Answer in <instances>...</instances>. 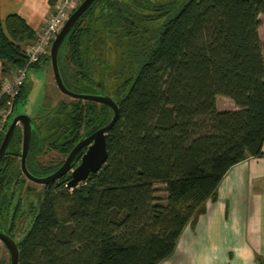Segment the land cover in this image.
<instances>
[{
	"label": "trees",
	"instance_id": "16d2710c",
	"mask_svg": "<svg viewBox=\"0 0 264 264\" xmlns=\"http://www.w3.org/2000/svg\"><path fill=\"white\" fill-rule=\"evenodd\" d=\"M260 14L264 0L90 4L62 41L59 72L73 92L109 95L119 116L106 134L105 163L73 188L70 174L40 191L24 187L15 128L0 161V230L11 237L21 230L24 191L30 225L17 243L18 264H159L172 255L185 226L217 198L226 172L264 156ZM36 36L20 15L0 18L2 79L26 65L25 48ZM42 63L51 68L49 50L30 67ZM2 79L0 118L8 101ZM217 96L235 108L219 110ZM26 97L24 81L10 115ZM41 110L37 121L31 117L26 157L34 175L63 161L41 163L46 150L65 157L87 129L113 115L109 106L81 99ZM159 184L163 196L156 195ZM0 264H9L1 252Z\"/></svg>",
	"mask_w": 264,
	"mask_h": 264
},
{
	"label": "crops",
	"instance_id": "0c3cea01",
	"mask_svg": "<svg viewBox=\"0 0 264 264\" xmlns=\"http://www.w3.org/2000/svg\"><path fill=\"white\" fill-rule=\"evenodd\" d=\"M53 10L51 0H0L2 21L16 13L36 33ZM257 255L264 258V156L247 157L226 172L217 198L185 226L173 256L162 264H257Z\"/></svg>",
	"mask_w": 264,
	"mask_h": 264
},
{
	"label": "water",
	"instance_id": "95a60500",
	"mask_svg": "<svg viewBox=\"0 0 264 264\" xmlns=\"http://www.w3.org/2000/svg\"><path fill=\"white\" fill-rule=\"evenodd\" d=\"M93 1L94 0H82L78 4V6L69 14L65 22L56 32L49 49L50 65L56 86L62 93L72 96L73 98H80L85 100L87 99L103 103L112 109L113 115L107 124L99 128H97L96 126H92L90 130H92L93 132L90 135L79 140V142L68 153L64 162L53 172L42 176L32 174L26 166V157L32 133L31 117L27 114L21 113L15 115L11 121H9L10 119L8 118L9 120H7V123L3 130L4 135L0 142V161L6 153V149L14 133L16 125L20 122L22 131V149L20 156L21 172L27 179L36 183L47 184L64 175L70 169L71 163L78 151L86 145H88V147L82 154L79 164H77L70 171L71 178L67 182V187L73 188L79 183L85 181L89 173L98 171L103 166L107 158L105 138L106 134L113 127L119 116L118 105L110 96L105 94H81L69 90L63 83L57 60L58 51L63 39L65 38L71 27L74 25V23ZM11 116L13 115L11 114L9 117ZM0 240L3 241L10 253V264H18V248L15 241L2 232H0Z\"/></svg>",
	"mask_w": 264,
	"mask_h": 264
},
{
	"label": "rangeland",
	"instance_id": "374dc122",
	"mask_svg": "<svg viewBox=\"0 0 264 264\" xmlns=\"http://www.w3.org/2000/svg\"><path fill=\"white\" fill-rule=\"evenodd\" d=\"M259 18L261 20V23L259 25L258 32H259V36L262 38L264 35L263 14H260ZM49 49H50V45L46 48V51ZM25 81L27 86V97L23 102L18 103L14 112L12 113L13 116L9 117L10 119V120L8 119L9 121H11L15 115L21 113L27 114L28 116L34 118L35 121H37L36 117L41 115L42 113L41 109L44 108L47 105V103L54 105L60 99L66 101L72 99L71 97L65 95L58 89L53 78L52 70L51 68L48 67V64L42 63L41 67L39 68L30 67L27 71V76ZM217 106L219 110L235 108L233 102L229 98L223 96H217ZM62 158L63 157L59 155L57 152L52 150H46L45 153L39 157V161L43 164L45 163L50 164V163H56L58 162V160ZM25 185H29L31 188H34L37 191H40L42 189V185L30 181L26 182ZM157 188L158 190L156 191V195L163 196L164 195V191L162 189L163 185L159 184L157 185ZM22 193H24V191ZM29 224H30V220L27 219L26 223L24 224V227L27 229ZM22 235L23 233H19V236L16 238H19ZM0 246H1V252L4 253L5 252L4 247L2 245ZM172 256L173 253L170 257H168L165 260H168ZM165 260H163L162 262H165ZM162 262H160L159 264H162ZM175 264H183V263H181L180 260L178 259L177 262H175Z\"/></svg>",
	"mask_w": 264,
	"mask_h": 264
},
{
	"label": "built area",
	"instance_id": "2783aa9c",
	"mask_svg": "<svg viewBox=\"0 0 264 264\" xmlns=\"http://www.w3.org/2000/svg\"><path fill=\"white\" fill-rule=\"evenodd\" d=\"M81 1L82 0H54L53 12L48 16L45 24L37 33L36 39L25 48L27 56L26 65L17 68L12 76L4 77L2 79L1 94L7 96L8 101L6 107L1 110L0 132L5 128L11 113L13 100L19 93L20 87L26 79L28 69L32 64L39 60L40 56L51 44L56 32Z\"/></svg>",
	"mask_w": 264,
	"mask_h": 264
},
{
	"label": "flooded vegetation",
	"instance_id": "af4514ba",
	"mask_svg": "<svg viewBox=\"0 0 264 264\" xmlns=\"http://www.w3.org/2000/svg\"><path fill=\"white\" fill-rule=\"evenodd\" d=\"M77 93V92H76ZM81 94H89V93H81ZM91 94V93H90ZM98 94H104V93H98ZM65 95H67V94H65ZM105 95H107V94H105ZM67 96H69V95H67ZM109 96V95H108ZM69 97H71L72 99H80V98H73L72 96H69ZM81 100H85V99H81ZM87 100V99H86ZM90 101H93V100H90ZM94 102H96V101H94ZM97 103H100V102H97ZM101 104H103V103H101ZM105 105V104H104ZM107 106V105H106ZM20 124V122L16 125V127H19L20 129H21V124ZM93 126H96V125H93ZM15 127V128H16ZM92 127V126H91ZM90 127V128H91ZM97 128H99L98 126H96ZM90 128L89 129H87L85 132H84V136L83 137H86V136H88V135H90L93 131L92 130H90ZM21 133H22V131H21ZM31 137H32V133H31ZM82 139V138H81ZM30 141H31V138H30ZM79 142V141H78ZM77 142V143H78ZM76 143V144H77ZM75 144V145H76ZM30 145V144H29ZM21 147H22V142H21ZM87 147H88V145H86V146H84L82 149H80L79 151H78V153L76 154V156L74 157V159H73V161L75 162H77V164H79V162H80V159H81V156H82V154L86 151V149H87ZM29 149V148H28ZM84 149V151L81 153V154H79L80 152H81V150H83ZM72 150V149H71ZM70 150V151H71ZM56 152V151H55ZM59 154V153H58ZM60 155V154H59ZM68 155V154H67ZM66 155V156H67ZM66 156L65 157H63V161H62V163L64 162V160H65V158H66ZM76 158H77V160H76ZM73 161H72V163H73ZM61 163V164H62ZM72 163H71V167H70V169L64 174V175H66V174H70V171L77 165H75V166H73L72 165ZM21 169V168H20ZM53 172V171H52ZM23 174V173H22ZM64 175H62L61 177H63ZM38 176H42V175H38ZM23 177H24V187L27 189L28 187H30L29 185H25V183L26 182H28V181H30V182H33V181H31V180H29V179H27L26 177H25V175L23 174ZM61 177H59L58 179H60ZM58 179H56V180H58ZM55 180V181H56ZM55 181H53V182H55ZM53 182H50V183H47V184H42V183H36V182H33V183H36V184H39V185H42V187L44 186V185H48V184H51V183H53ZM24 194V195H23ZM24 197H25V192L24 193H21V207H22V212H24V216H23V219H22V221L19 223V226H20V228H21V230L14 236V237H11L10 235H8L6 232H4V231H2V230H0V232H2V233H5L6 235H8L9 237H11L14 241H15V243H16V245H17V243H18V241H20V239L22 238V236L24 235V231L25 230H27L25 227H24V224L26 223V221H27V219L28 220H30V215L26 212L27 211V209H28V202H25V200H24ZM30 225V224H29ZM29 225H28V227H29ZM19 233H23V235L21 236V237H19V238H16V237H18L19 236ZM0 245H2L3 247H4V249H5V252L3 253V252H1V246H0V252H1V254H3L5 257H6V261H8V263L10 264V253H9V251H8V249H7V247H6V245L3 243V241L2 240H0ZM17 248H18V245H17ZM19 251V250H18ZM7 254V256H6V254Z\"/></svg>",
	"mask_w": 264,
	"mask_h": 264
}]
</instances>
